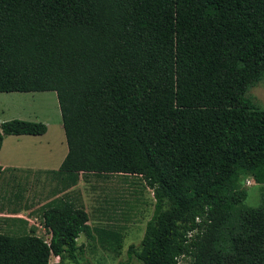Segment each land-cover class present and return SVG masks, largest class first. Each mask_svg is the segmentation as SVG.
<instances>
[{
  "label": "trees",
  "instance_id": "16d2710c",
  "mask_svg": "<svg viewBox=\"0 0 264 264\" xmlns=\"http://www.w3.org/2000/svg\"><path fill=\"white\" fill-rule=\"evenodd\" d=\"M263 73L264 0H0V93L54 91L67 145L48 171L64 192L42 206L48 239L4 218L0 264L75 259L81 235L119 255L124 228L92 227L65 192L89 175L152 190L128 258L264 264V110L244 95ZM46 129L1 122L0 149ZM246 178L261 185L257 206Z\"/></svg>",
  "mask_w": 264,
  "mask_h": 264
},
{
  "label": "rangeland",
  "instance_id": "374dc122",
  "mask_svg": "<svg viewBox=\"0 0 264 264\" xmlns=\"http://www.w3.org/2000/svg\"><path fill=\"white\" fill-rule=\"evenodd\" d=\"M244 95L264 110V73L257 82L249 85ZM12 119L42 122L47 129L41 137L28 135L18 141L15 137H9L5 146L12 143L23 148L22 150L26 149L32 161L39 163L37 167L41 165L39 167L57 169L59 160L63 159L67 151V145L55 92H1L0 123ZM2 158L3 153L0 154V161H4ZM55 181L48 172L2 173L0 212L3 216L16 213L36 228L37 235L48 239V232L42 227L41 210L52 196V190L56 187ZM78 183L76 190L79 197L74 201L84 206L88 212L89 224L92 227H123V247L119 255H113L81 235L77 244H84L83 254H76L75 259L65 254L61 264H141L135 256L128 258L127 248L130 244L138 248L146 223L152 217L155 204L152 190L145 186L141 178L128 175H112L108 178L89 175ZM243 187L247 191L245 204L257 206L261 185L246 178ZM3 216H0L1 221L6 218ZM0 226L5 227L2 222ZM12 226L21 227L14 223ZM58 261V258L51 257L49 264ZM178 264H188V260L181 258Z\"/></svg>",
  "mask_w": 264,
  "mask_h": 264
},
{
  "label": "crops",
  "instance_id": "0c3cea01",
  "mask_svg": "<svg viewBox=\"0 0 264 264\" xmlns=\"http://www.w3.org/2000/svg\"><path fill=\"white\" fill-rule=\"evenodd\" d=\"M45 134V133H44ZM23 136H28V135H6L3 138V142L1 145V149H0V154L3 153L4 158H2L4 161H0V166L5 169L4 172H11V171H26V172H30V171H40L41 173H46L49 170H56V169H51L48 167H39L41 165H39L37 167V165L39 163H34L32 161V159L30 158V153H28V151H26V149L22 150L23 148L21 147H17L16 145L9 143L8 145L5 143H8V138L9 137H15L16 141L21 140ZM33 136V135H31ZM42 135H38L36 137H41ZM30 150V149H29ZM67 153V151H66ZM65 153V155H66ZM64 155V157H65ZM63 157V158H64ZM1 160V159H0ZM63 159L59 160L58 166L61 164ZM3 172V173H4ZM1 177V175H0ZM79 186V183L77 185H75L74 187L68 189L67 191V196L69 199L73 200L76 199L77 197H79L78 191L76 190V188ZM55 188H53L52 191H54ZM64 193V192H63ZM62 192H58L57 193H52V196L49 198L48 201H50L51 199H53L54 197H62ZM75 202V201H74ZM2 208V207H0ZM0 216H3V214L0 212ZM3 217H10V218H20L16 213L10 214L9 216H3ZM23 219V218H22ZM0 222H3V220ZM14 224L17 225H24L22 222L20 221H15ZM30 224L27 222L26 224V228H29Z\"/></svg>",
  "mask_w": 264,
  "mask_h": 264
}]
</instances>
